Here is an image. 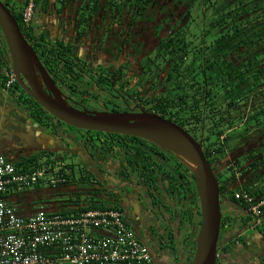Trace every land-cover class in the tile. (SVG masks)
Returning a JSON list of instances; mask_svg holds the SVG:
<instances>
[{"label": "flooded vegetation", "instance_id": "1", "mask_svg": "<svg viewBox=\"0 0 264 264\" xmlns=\"http://www.w3.org/2000/svg\"><path fill=\"white\" fill-rule=\"evenodd\" d=\"M2 1L11 9L28 0ZM192 5L189 0H35L31 30L23 34L54 89L74 108L158 115L186 130L205 153V128L198 123L200 80L182 78L181 70L173 77L174 63L167 57L180 53L183 41L192 47L198 42L199 15ZM11 68L0 29V84L8 91ZM26 94L21 91L16 103L31 121L6 120L7 142L0 141V153L13 163L36 159L76 175L73 182L64 177L55 187L33 193L36 199L29 203L44 202L51 211L117 208L148 247L151 264H191L201 206L185 164L143 138L72 127ZM263 148L264 138L251 139L238 152L209 161L218 177L230 171V190H221L217 264H264V232L229 193L251 180L242 168L236 173L239 157L247 159L256 150L258 155ZM58 195L64 198L54 203L51 198Z\"/></svg>", "mask_w": 264, "mask_h": 264}, {"label": "trees", "instance_id": "2", "mask_svg": "<svg viewBox=\"0 0 264 264\" xmlns=\"http://www.w3.org/2000/svg\"><path fill=\"white\" fill-rule=\"evenodd\" d=\"M189 1H193L192 10L199 15L198 42L192 47L189 41H183L180 44L182 51L168 53L167 57L174 63L173 77L178 76L177 73L181 70L182 78L197 77L200 80L198 123L205 128V155L209 161L217 163L227 156L229 150L238 152L244 142L264 138V0ZM26 4H15L10 11L16 17L22 32L28 35L31 29L24 20ZM13 87L26 94L17 82ZM224 134L226 144L222 145L220 138ZM232 140L237 141L233 146ZM259 152L256 155V150L248 155L245 165L238 160L236 170L242 168L244 174L250 172L251 180L241 189L229 192L236 204L246 208V203L236 198L237 192L244 190L255 198H264V173L259 172L260 168L264 169V148ZM34 160L35 162L26 160L14 164L18 171H33L45 167L48 171H53L48 163ZM70 174L71 176L61 169L55 177H74L73 173ZM218 180L221 190H230L229 179H224V173ZM19 187L22 186L18 185L14 189ZM17 196L19 195L13 192L5 196L15 208L19 204L14 199ZM84 208L114 207L94 205L69 209L68 213L61 212L78 214L87 210ZM16 211L19 213L20 209Z\"/></svg>", "mask_w": 264, "mask_h": 264}, {"label": "built area", "instance_id": "3", "mask_svg": "<svg viewBox=\"0 0 264 264\" xmlns=\"http://www.w3.org/2000/svg\"><path fill=\"white\" fill-rule=\"evenodd\" d=\"M34 5L29 0L24 10L27 27ZM15 82L11 72L7 87ZM50 173L47 167L18 171L0 153V264H151L148 247L119 209L84 208L78 214L42 209L24 216L9 204L5 196L12 189L36 185ZM55 178L47 179L45 187L63 181L62 176ZM236 198L246 203L254 226L264 232V198L244 190Z\"/></svg>", "mask_w": 264, "mask_h": 264}, {"label": "water", "instance_id": "4", "mask_svg": "<svg viewBox=\"0 0 264 264\" xmlns=\"http://www.w3.org/2000/svg\"><path fill=\"white\" fill-rule=\"evenodd\" d=\"M0 29L11 56V72L16 82L58 120L78 129L146 139L174 153L185 164L194 176L201 206V222L196 230L195 255L191 264H217L222 222L221 188L201 144L182 127L155 114L90 112L74 108L54 89L52 79L16 17L2 0Z\"/></svg>", "mask_w": 264, "mask_h": 264}, {"label": "crops", "instance_id": "5", "mask_svg": "<svg viewBox=\"0 0 264 264\" xmlns=\"http://www.w3.org/2000/svg\"><path fill=\"white\" fill-rule=\"evenodd\" d=\"M8 88L3 87L0 84V141L2 140L3 143L7 142L5 140V122L7 119H9L11 122H15V124L19 125V121L21 118H24L27 120V122L31 121V117L28 115H24L23 111L17 106L18 101V94L15 91V87H11V91L7 90ZM12 140V139H11ZM13 195H11L12 197ZM32 198H27L25 195H19L15 197L14 199L17 200L16 209H33V206L29 203V201H35L36 197H33V194H31ZM24 198L23 203L20 201ZM22 212H25L26 214H33V210L27 211V210H20L19 213L22 215ZM27 216V215H26Z\"/></svg>", "mask_w": 264, "mask_h": 264}, {"label": "rangeland", "instance_id": "6", "mask_svg": "<svg viewBox=\"0 0 264 264\" xmlns=\"http://www.w3.org/2000/svg\"><path fill=\"white\" fill-rule=\"evenodd\" d=\"M29 1V0H28ZM26 1V3L28 2ZM24 3V4H26ZM27 5V4H26ZM195 13V12H193ZM15 91L16 93L19 95V91H18V88L15 87ZM21 93V91H20ZM234 140V139H233ZM231 141V146L234 145L235 141ZM237 142V141H236ZM237 155V153H236ZM239 161L242 165H245L246 164V159L243 158V157H239ZM229 164V163H228ZM230 165V164H229ZM232 165V164H231ZM230 165V167H231ZM53 169L55 170L54 173H50L48 174L45 178H43L39 183H37L36 185H33V186H30V187H27V186H22V187H19L18 189H12L11 192L15 193V194H18V195H25L26 197H29L31 194L37 192V191H40V190H44L46 188H52V187H55L58 183H55L54 185H51V187H45V181L47 179H54L55 176H56V173H58L61 168H59L58 166H52ZM236 173H240L238 170H236ZM228 174H230V171L229 170H226L224 171V179H226L228 177ZM69 176H71V174H69ZM76 175H74L75 177ZM68 179H70L71 181L73 180L72 177H69ZM55 180H57L55 178ZM73 182V181H72ZM241 189V188H240ZM64 197L62 196H53L51 198V200L54 202V203H58L60 202ZM24 201V198L20 201L21 203H23ZM31 205L33 206V213H36L37 211L39 210H42V209H45L46 208V204L44 202H34L33 204L31 203ZM59 211H64V212H69V209H58ZM24 214V212H22ZM132 229V228H131Z\"/></svg>", "mask_w": 264, "mask_h": 264}]
</instances>
